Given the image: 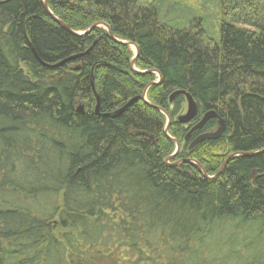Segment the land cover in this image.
Listing matches in <instances>:
<instances>
[{"label":"trees","instance_id":"obj_1","mask_svg":"<svg viewBox=\"0 0 264 264\" xmlns=\"http://www.w3.org/2000/svg\"><path fill=\"white\" fill-rule=\"evenodd\" d=\"M215 1L212 37L153 3L46 0L70 31L104 23L136 45V70L160 74L145 99L171 119L170 164L212 177L244 154L210 180L165 164L166 118L141 99L157 76L131 71L128 46L68 32L43 0H0V264H264V0ZM179 90L193 123L224 121L219 139L189 150L217 121L185 142Z\"/></svg>","mask_w":264,"mask_h":264},{"label":"water","instance_id":"obj_2","mask_svg":"<svg viewBox=\"0 0 264 264\" xmlns=\"http://www.w3.org/2000/svg\"><path fill=\"white\" fill-rule=\"evenodd\" d=\"M43 4H44V7L46 8V0H43ZM47 10V8H46ZM47 13L50 15V17L56 22L58 23L59 25H61L65 30H67L68 32L74 34V35H77V36H82L86 33H88L90 30H92L93 28L95 27H100V26H103L105 28V30L107 31L108 33V36L111 40H113L114 42L120 44V45H124V46H128V47H133L135 49V54H134V57L132 58V60L130 61V69L132 72L136 73V74H144V73H154L157 75L158 77V80L156 82H151L149 83L142 95H141V99L145 102H146V99H145V94H146V91L147 89L154 85V84H158L161 82V76L160 74L156 71V70H149V71H145V72H138V71H135L133 68H134V63L137 59V56H138V48L136 47L135 44L131 43V42H124V41H120V40H116L113 36H112V33L110 31V29L108 28L107 25L105 24H94L92 25L88 30H86L85 32L81 33V34H77V33H74L72 31H70L61 21L57 20L48 10H47ZM35 58H38L35 54H34ZM67 60L63 61L60 63V65L66 63ZM92 89H93V85H92ZM94 91V89H93ZM95 94V92H94ZM177 96H184L185 100H186V112L185 114L183 115H180L176 121L179 122V123H182V124H188L190 123L193 118L196 116V113H197V106H196V103L193 101L192 97L189 95V93L185 92V91H182V90H179V91H175L173 92L170 97H169V102H172ZM95 100H96V104H95V107H94V114L95 115H100L99 114V101H98V98L97 96L95 95ZM134 100H130L122 109H121V112L124 111ZM149 104V103H147ZM150 107H152L153 109L157 110L158 112H160L161 114H163L166 118V125L164 127V134L165 136L170 139L174 145H175V151L174 153L166 158L165 160V164H169L170 166H178L180 163H183V162H192L194 163L200 170V172L202 173V175L206 178V179H214L221 171L222 169L224 168V166L226 165V163L232 159L233 157L235 156H239V155H244V154H241V153H235L229 157H227L224 162L222 163V165L220 166V168L218 169V171L216 172V174L212 177H208L202 166L196 162V161H193V160H183V161H178L177 163H173V164H170L169 163V160L172 159L176 154L177 152L179 151L180 149V144L173 138H171L170 136H168V133H167V130H168V126L170 125V122H171V119L170 117L167 115V113L162 110L161 108L157 107V106H152L149 104ZM78 111H82V108H78ZM104 117H107L108 115H103ZM211 119H215L217 121V127L214 131H210V132H206V133H203V134H199L198 136L195 137V139L190 143L189 145V150L193 149L194 147H196L198 144H200L201 142L203 141H206V140H217L221 137V135L224 133V129H225V124H224V121L217 116V114L215 112H206L205 114L202 115V117L200 118V120L194 124V126H192L186 137H185V142L188 141L190 135H192L193 133L197 132V131H200L202 129V127ZM258 153H264V150L258 152ZM257 153V154H258ZM254 155V154H253Z\"/></svg>","mask_w":264,"mask_h":264},{"label":"rangeland","instance_id":"obj_3","mask_svg":"<svg viewBox=\"0 0 264 264\" xmlns=\"http://www.w3.org/2000/svg\"><path fill=\"white\" fill-rule=\"evenodd\" d=\"M135 1L142 6L148 3H153L159 12V17L174 28L177 29L187 28L190 26V24L194 25L197 22H201V25L208 33V35L214 37V35L218 31L217 24L221 16L219 14L218 5L215 0H135ZM97 24H104V23H97ZM99 28L105 30L103 26H100ZM129 48L132 51V53L135 54V49L132 46ZM133 69L135 71H138L135 68ZM185 112H186V100L180 115L185 114ZM188 124H190L192 127L196 123H193L191 121Z\"/></svg>","mask_w":264,"mask_h":264}]
</instances>
